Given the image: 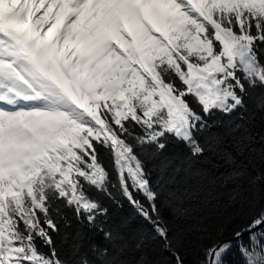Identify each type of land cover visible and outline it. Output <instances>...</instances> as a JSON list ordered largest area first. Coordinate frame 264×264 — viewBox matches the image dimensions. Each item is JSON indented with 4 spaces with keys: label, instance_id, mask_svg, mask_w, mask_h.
Wrapping results in <instances>:
<instances>
[{
    "label": "snow or ice",
    "instance_id": "snow-or-ice-1",
    "mask_svg": "<svg viewBox=\"0 0 264 264\" xmlns=\"http://www.w3.org/2000/svg\"><path fill=\"white\" fill-rule=\"evenodd\" d=\"M0 264H264V0H0Z\"/></svg>",
    "mask_w": 264,
    "mask_h": 264
}]
</instances>
